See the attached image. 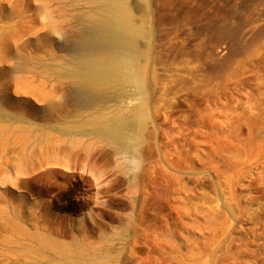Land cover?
Instances as JSON below:
<instances>
[{
  "label": "rangeland",
  "instance_id": "1",
  "mask_svg": "<svg viewBox=\"0 0 264 264\" xmlns=\"http://www.w3.org/2000/svg\"><path fill=\"white\" fill-rule=\"evenodd\" d=\"M110 4L0 0V264H181L212 218L241 238L223 264H264L263 180L227 206L226 179L199 161L206 129L172 123L252 88L264 0H128L148 38L145 104L125 69L110 87L80 76L127 50L110 42L132 35ZM175 146L191 169L170 166Z\"/></svg>",
  "mask_w": 264,
  "mask_h": 264
},
{
  "label": "bare ground",
  "instance_id": "2",
  "mask_svg": "<svg viewBox=\"0 0 264 264\" xmlns=\"http://www.w3.org/2000/svg\"><path fill=\"white\" fill-rule=\"evenodd\" d=\"M107 1L111 3L110 5L111 8L115 10L114 12L125 20L126 24L123 25L121 22V27L126 26L128 32L132 33L129 37H122L118 31H113L109 34L111 39L110 42H112L116 47L119 46V48L125 45L127 50L121 53L120 51L123 48H121L120 51L119 48L117 49L121 54H123V57L118 53V56H120L122 61L121 59L119 61L117 56L115 59L119 61V64H114L115 68L113 67L112 70L110 67H106L101 64L98 60L91 65L93 66L92 69H80V76L83 79L98 83L100 86L110 87L113 84H118L120 80L119 71H121V69H125L128 71L129 77L133 80L136 87L140 89L141 92H144L139 71L141 67L140 55L145 54L146 47L142 46V43L139 44L138 38H146V30H143L145 28H143L142 25L133 23V15L131 9L129 8V5L131 4H128V0ZM138 5L140 6L139 3ZM138 14L140 15V13ZM144 14H142L143 17H145ZM147 22L148 21L146 19V24ZM115 46L114 48H116ZM112 48L113 46H111V49ZM114 50L113 55L117 53L116 49ZM117 60H113V62L116 63ZM253 69L254 71L251 73V75H253V84L251 83L252 80L248 81V83L250 82L253 85L251 89H247L246 91L244 90V86L242 87L244 92H237L238 94L236 93L238 97L237 95L234 96L232 94H228L229 96L226 95L228 97H224L219 106H217L216 103L213 106H209L208 104L203 106L202 104H199L196 108V113L193 114V116L174 114L175 116L172 120V123L176 122L178 127L182 129H184L189 122H192L196 125V127L200 126L206 129L205 141L203 143L206 147L204 152L205 157L201 158L199 161H201L205 170L211 171L214 175L216 174L215 176L217 179H226L227 185L230 187V193L226 192L227 190H224L225 193L223 192L225 196H227L226 193L230 194V197L228 196L226 199L227 201L224 200L227 206L228 203L231 202H228V200L235 198V191L238 187L248 189L251 187L252 183H255L257 180L258 182L259 180L260 182L262 180V182H264V65H258V67L256 66V68L254 67ZM143 92L138 95H140L139 99L142 101V104H145L144 100L146 99ZM99 113L100 114L98 115H101L102 117L107 115L104 111H100ZM174 126L176 127V125ZM180 128H178V130ZM174 152L177 154V157L174 161L169 162L170 166L176 170H184L185 168L187 170V167H189L187 158L188 154L183 153L179 146L174 147ZM189 168L191 169V167ZM226 204L224 206H226ZM238 210L239 209L236 211ZM215 211L216 212H214V214L216 213L218 215H215L214 217L218 219L220 217V214L218 213L220 210ZM233 215L236 216V214ZM221 216L222 217L220 218H223V214ZM240 217L241 215L238 217L236 216L237 219L233 222H236ZM224 218L221 220L224 221ZM213 219L214 218L210 220L209 226H206V230L208 231V235L206 237L202 238L201 241H198L197 238V242H195L194 239V244L190 241L188 242L185 252L182 255L181 264H223L227 263V258H230L229 260L233 263V258L240 256L241 238L239 235L236 234V236L233 235L230 240L227 239L228 235L231 234L233 225L230 224L228 226L226 223V227L219 223L218 225L215 219ZM195 225H197V223ZM246 236L247 235H245V238ZM254 264H256V262Z\"/></svg>",
  "mask_w": 264,
  "mask_h": 264
}]
</instances>
